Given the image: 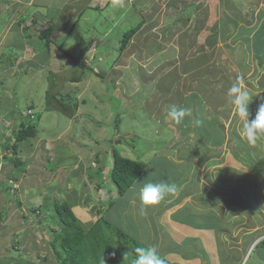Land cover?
I'll return each mask as SVG.
<instances>
[{
    "label": "rangeland",
    "instance_id": "1",
    "mask_svg": "<svg viewBox=\"0 0 264 264\" xmlns=\"http://www.w3.org/2000/svg\"><path fill=\"white\" fill-rule=\"evenodd\" d=\"M61 2L58 1L59 4ZM133 4L130 7L135 10L139 6L138 10L144 7L153 13L145 20L147 24L133 37L141 38L140 34H144L142 36H147L151 41L150 44V41L146 42L140 51L138 43L141 40L136 44L132 43L134 39L127 48L120 50L124 31L141 21L133 12L125 17L126 21L116 25L118 13L113 10L95 12L87 9L72 30L71 44L77 42L78 45H75L74 50L67 47L65 51L75 58L82 46L88 45V36L94 31L96 35H105L109 27L116 25L107 37V42L97 52L103 55V61L97 69L92 64H87V68L76 64L62 50L53 51L55 55L48 58L46 51L41 52L40 45L34 47L40 42L39 37L24 41L19 34L24 32L21 27L14 24V29H9L13 23L11 20H14L12 18L26 14V10L30 13L32 6H28L25 11L21 9L18 14L15 10L10 12L11 18L6 10L0 13V210H4L5 216L0 226V264H18L24 259L42 264H58L51 247L56 231H62L61 225L53 217L55 201L70 202L75 212L80 213L79 219L84 224L88 221L84 220L89 216L87 212L95 215V212L102 211L104 214L107 204L112 203L104 217L110 221V226L119 228L120 224L124 225L130 236L145 246L149 240H153L151 237L158 236L151 245H155L162 257L173 264H210V247L213 244L209 237L206 238L208 250L204 248L203 261L199 260L192 251L193 245L197 243L199 246L200 243L198 232L188 235L187 229H182L183 234L176 236L173 227L160 225L159 216L167 209L166 206H170V202L180 200L177 207L185 203L180 209L171 207L169 210L171 213L174 211L172 219L175 222L193 227L209 226L215 223L209 215L210 206L215 208L214 205L219 204L228 208L220 191L227 192V188H231L244 196H240V200L236 198L238 211L228 209L223 211L225 216H231L233 211L239 222L256 221L264 216V142L249 144L236 130V126L241 125L240 121L231 123L235 140L232 151L242 160V165H237L230 157V147L220 149L224 140L219 124L221 118L214 113V109L201 117H186L180 124L166 116V110L174 105L177 96L168 92L172 86L168 85L172 81L170 75L176 69L170 57L178 56L186 61L189 54L184 56L185 52L179 50L183 46L186 53L190 49L193 55L200 53V60L209 59L217 65L227 63L230 78L226 80L234 81L239 71H242L239 75L249 74L246 87L251 94L256 91L261 93L255 98L261 101L260 106L264 105V53L255 46L264 40V14L261 13V17L259 14L260 9L264 10V0H138L137 4ZM53 8L56 10V7ZM84 8L80 6L79 11ZM49 12L51 17L57 14L52 10ZM226 15L230 26H224V21L228 19ZM26 20L27 24L33 23L30 18ZM26 23L21 26H26ZM39 26L43 28L42 23ZM213 30L217 31L215 35ZM209 42L210 47L207 46L205 52H201V48ZM151 44L153 48L149 47ZM30 49L33 52L41 51L35 57V53L30 54ZM8 51L12 61L3 60ZM161 61L163 63L157 67L151 65L152 62ZM100 69L106 70L100 76L102 78L94 72ZM153 69L158 71L148 75ZM178 77L182 79L173 88L189 83L187 77ZM219 83L225 89L233 85L232 81L223 84L220 80ZM200 95L206 102L208 91L204 89ZM225 100L222 111L227 112L230 102L228 97ZM258 109L252 110L250 120L255 118ZM200 111L203 113V108ZM118 112L123 116L118 133L124 135L121 142L116 141L115 119ZM32 114L39 115L38 120L32 119ZM136 116L139 118L137 122ZM23 118L34 121L38 134L20 143L18 156L27 165L19 178L14 180L9 177L10 172H14L9 156L14 153L11 148L4 150L3 144H12L14 130ZM194 119L201 120L202 124L197 126ZM229 141L227 139L226 143L232 144V140ZM181 146L184 147L183 156L187 158H180ZM113 147L124 155L148 163L142 177L124 195L113 190L116 187L109 176L114 159ZM217 156L229 162L233 170L214 171L215 166L208 160H214ZM97 159L107 163L103 174L108 185L104 184L100 189L97 187L99 179L93 181L89 177V172L94 174L101 165L95 162ZM226 162L223 163L227 166ZM201 168L207 177L203 187L198 182ZM161 182L175 184L178 195L166 196L159 205L149 207L147 215H139L141 189L147 183ZM10 185L13 186L9 194ZM110 192L118 196L114 201H108ZM216 194L220 196L215 202ZM87 197H91L89 203H86ZM99 197L101 200L98 201ZM242 197L247 199L244 206ZM196 199H201L200 207L207 211L204 215L198 213V207L194 204ZM222 219L223 222L228 221L226 217ZM237 220L234 224H237ZM168 230L179 238L180 244L171 240ZM193 232H196L194 228ZM234 233L237 235L239 231ZM229 238L228 234L222 236L220 252L224 251ZM169 246L179 247L185 252H181L180 256V253L175 254L176 248ZM228 247L226 252H231L229 257H225L224 264H240L242 253L236 248L233 250L232 246ZM247 263L251 264L250 259Z\"/></svg>",
    "mask_w": 264,
    "mask_h": 264
},
{
    "label": "crops",
    "instance_id": "2",
    "mask_svg": "<svg viewBox=\"0 0 264 264\" xmlns=\"http://www.w3.org/2000/svg\"><path fill=\"white\" fill-rule=\"evenodd\" d=\"M58 1L59 0H0V13L6 10L7 11L6 14L11 18L10 12L13 13L12 11L15 10V12H17V14H18V13H20L21 9H23L25 11L28 6H32L33 9L30 11V13H27V10L25 11V13L29 14L32 19L36 18L42 24H44L46 22V20H48L51 17V12H49V11L52 10V12L57 13L55 16L57 18L55 21L56 23H55V27H54L55 30H54V36L53 37L55 39L61 38L63 40L64 49L68 47L69 49H73V50L75 49V45L77 44V42H76V44H73V45L71 44L72 40L70 39V36H71V33H73L72 30L77 26V24H79V20L85 15L87 9H92L95 12H97L99 10H101L102 12L108 11V10H111V11L113 10L115 13H118V16L116 18V25L118 23L120 24L121 22H124L123 20H125V17H127L128 14H130L131 12L135 13V15L138 16V20H143V19L147 20V17L153 14L152 12L150 13L149 8L146 10V8L142 7L141 9L138 10V8H139V6H138L137 10H135L132 7H130V5L134 6L133 3L137 4L138 0H123V6L122 7H113L112 0H62L61 4H59ZM223 2H225V1H223ZM53 6L56 7V10L53 8ZM80 6H81V8L82 7H85V8L79 11ZM48 9H50V10L46 11ZM41 10H44L45 12H41ZM261 13H264L263 9H260V13H259L260 17L262 16ZM226 16H228V15H226ZM19 17L18 18L17 17L12 18L14 20H11V21H13V23H11V24L9 22V24L11 25L9 29H12L14 27V24H16V26H17ZM87 20H89V17H87ZM145 24H147V21L143 24L141 29L144 27ZM116 25L114 24L112 27H109L108 30L106 31L105 35H102V34L96 35V31H94L90 36H88V40H90V41L87 42L86 44H90L91 47H90L89 51L87 52L86 62H87V64H90V65L92 64V66L93 65L96 66L95 69L99 68L100 63L103 61V55H101V54L98 55L97 52L100 51V49H99L100 46L102 44H104L105 42H107V40H108L107 37L112 34L113 30H115V28H116ZM39 27L41 28V26H39ZM113 27H115V28L112 30ZM141 29L137 33H139L141 31ZM231 30H232V28H231ZM4 31H5V29H4ZM19 34H20L22 40H24V41L27 40L24 32L22 33V31H21ZM142 35H144V34H140L141 38H133L134 37L133 36L132 37V39H134L133 41L131 39L132 43H136V44L138 41L141 40L138 43V45H140V48L138 49V51L143 49L142 46L145 45L146 42L150 41L146 38L147 36H142ZM35 38H38V35L36 33L34 34V39ZM256 41H258V39ZM14 43H16V42H14ZM31 43H33V42H31ZM39 43H36L34 45V47L38 48ZM150 43H151V41L149 42V44ZM18 44L24 45V43H18ZM131 46H132V44H131ZM207 46L210 47V42L207 45H204V47H202L200 51L205 52ZM255 46L257 47L256 49L258 51H263V53H264V40H263V42L257 43V45H255ZM149 47L153 48V44H151ZM184 47L185 46L181 47L179 50L180 51L183 50L182 53L185 52L184 56L186 54H189V58H185L186 61L180 59L178 56L170 57L172 60L170 62L174 63L175 64L174 68H176V69H174V73L172 75H170L172 81H171V83L168 84L169 86L172 85L168 92L169 93L173 92L174 96L177 95L175 97L176 101H175L174 105H176L177 107L180 106L183 108H190L192 110V116L194 114H196L195 110H197L199 112L200 116H202L203 114L206 115L208 111H212V109H214V113L221 118V122L219 121V124L222 127V134H223L224 140L221 142L222 146L220 149H222V150L225 149V146L230 147L229 152H230L231 156H230V154H228V156L232 157L233 161L236 162L237 165H242L241 164L242 160L236 156L235 152L232 151V146H234L235 140H234V136H233L234 130L232 128L231 123H234L235 120H237V121H239V120L237 119V117L233 111V106L231 105V103H229V107H228L227 112L222 111V109H223L222 107H224L226 105L225 98L227 97V95H226L227 93L225 94V92H228L229 88L225 89V88L220 87L219 82H220V80H222L223 84H225L224 82L228 81L231 83V81H232V83L234 84L237 82V78H242L244 84L246 86H248L247 76L249 74L239 75L238 77H235L234 81H233V79H230L231 81L226 80L227 78H230V77L229 76H227V77L220 76L219 68H222V67H221V65H219V63L217 65L216 63H214V61H210L209 59L200 60L201 57H200V53L198 52V50H196L195 52L199 53V54L193 55V53L190 51L191 49L189 50L188 53H186V48H184ZM53 49L57 52L60 51V49L57 48L56 46H53ZM179 50H177V52H179ZM31 51L32 52H30V54L34 55V53H35L34 56L36 57L41 50L39 52L38 51L33 52V50H31ZM79 52H80V50H79ZM48 58H49V56H48ZM208 62H210V63H208ZM162 63H163L162 61L157 62V63L152 62L151 65L153 64V66L157 67V66L161 65ZM222 65L224 67H228L227 63L222 64ZM95 71L97 72V70H95ZM99 71H102V70L100 69ZM157 71L158 70L153 69V70L149 71V73H147V74L150 75L152 73H156ZM103 73H105V72H103ZM177 75L187 77V79H189V83H186L185 85L182 84L181 86H179L177 88H175V87L173 88V86L176 85L178 82L180 83L179 80L182 79V78L179 79V77ZM155 77H156V75H155ZM166 77H168V76H166ZM217 80L219 82H217ZM224 80H226V81H224ZM200 83H202L203 87L200 85ZM206 86L208 87L207 89L205 88ZM204 89L206 91H208V93H209V96H207L208 98H207L206 102H205V100H203V96L200 95V92L203 91ZM177 92H178V94H177ZM256 92H258V91H256ZM256 92L252 93L253 97L251 98V101L249 104L250 115L253 113L252 110H257L258 107L260 106V103H261L260 100L255 98L256 95H260L261 93H256ZM202 108H203V113L201 111H199ZM135 120L137 122L139 120V118L136 116ZM158 120L160 122V119H158ZM134 124L135 123H133V125ZM164 124L166 125V123H164ZM240 127H241V125H237L236 130L240 131ZM230 128H232V129H230ZM131 132H135V131H131ZM222 134L221 135L219 134V136L221 137ZM226 134H227V139L230 141L232 140L231 141L232 144L226 143L227 142ZM120 135L121 134H119V136ZM123 137H124V135H123ZM262 147L264 148L263 143H262ZM208 158H210V157H208ZM218 158L219 157L217 156L216 159H214V160H208V161H211V164L213 165V167L215 166L214 171L219 170V169H223V170L224 169H228V170L232 169L231 168L232 165L229 166L230 165L229 162L224 161V159L220 160ZM228 160H230V159H228ZM223 162H226L227 166ZM206 180H207L206 173H205L204 169L201 168L199 171V181H198L199 186L203 187V183H207ZM113 186H111V187H113ZM207 187H210V186H207ZM227 189H228L227 192L226 191H220V192L222 193L223 200L226 203V205L228 206V208L225 205H219V204L214 205V203L218 200V197L220 196L218 194H216V197L214 198L215 202L213 203V205L215 206V208H213L212 206H210V208H209L210 212L217 216L216 217L217 219H219L218 217H220V222L213 219L215 222L214 224L211 223L212 225L199 226V227H197V226L193 227L192 225H189V224L175 222L172 219V217H173L172 213L174 211H172V213H171V211H169V210L171 209V207H177V204H178L177 203V204H174L172 206H167V209L164 212H162V215L159 218V224L160 225H167V226L170 225V228L173 227L172 231L174 232V234H176V236L183 234L185 229H187L188 235H192V234L196 235L198 232V241L200 243H199V246L197 243H195V245H193L194 248L192 249V251L194 250L195 253L193 252V255H194V257H198L199 260L202 259V261H203L202 256H203L204 248H206L205 244H207V246H208V241L206 243L205 240H206V238L208 239V237H209L210 243L213 244V247H210L211 248V254L210 255L212 257V259L210 260V264H224L225 263V257H229L230 252H231V251L226 252L227 251L226 248L228 246H229L228 248H230L232 246L233 250H235L234 248H236L238 250V252L242 253V255H243V253L245 254V256L243 255V258H242V255L239 258V261L242 259L240 264H248L247 263L248 259H250L251 264H264V216L263 217L260 216L259 220H256V221L255 220H253V221L252 220H250V221L241 220L240 222H239V220H237V215L235 213H233V211H232L231 216H229V217L225 216L223 211H226L228 209L233 208V210L238 211L236 209V205H238L236 198H238V200H240V196H244L243 193H241L240 191H239L240 193H238V190H236V189L235 190L234 189L230 190L231 188H227ZM113 190H116V188H113ZM110 191H112V189H110ZM111 193H113V192H110V196L108 197V201L113 200V199L118 197V196H113V194L111 195ZM187 195H191V194H187ZM242 198H243L242 206H244L247 202V199L244 197H242ZM96 200H97V198H96ZM99 200H101L100 197L98 198V201ZM194 204L196 205V207H198V213L201 215V213L204 210V208L200 207V205H202L201 199H197L196 202H194ZM184 206H185V203L184 204L182 203L175 210L180 209ZM102 207H100V208H102ZM221 207H223V209H221ZM72 208H73V206H72ZM73 211H74L75 215L77 216V218L79 219L80 213H76L74 209H73ZM86 211H88V210H86ZM90 212H92V211H90ZM106 212H107V210L105 209V214H106ZM87 214H89V216L84 219V220L88 219V221H85V224L81 221V219H79V220L82 222L83 226L88 230V228H90L92 226L93 222H95L100 216H102L103 213L101 211L100 213L95 212V215H93L92 213H88V212H87ZM222 217H226V219H228V221L226 220V222H223L224 218L222 219ZM161 220H163V222ZM235 220H237V224H234ZM165 222H167V224ZM118 223H120V222H118ZM182 225L184 227H182ZM119 226L124 229V227H123L124 225L120 224ZM231 227L233 230L231 229ZM161 228H160V234H161ZM193 228H194V231H196L195 233L194 232L192 233ZM182 229H184V230H182ZM236 231H239V233L237 235H236V233H234ZM168 232H170V230H168ZM171 232H170V234L172 236L171 240H174V242L176 244H180L181 242L179 241V238L174 236L173 233H171ZM232 232L234 233V235L232 234ZM206 233H210V235L206 234ZM224 234H228L230 237L227 241V246L224 248V251L227 254L224 251L220 252V250H219V245H220V243H222V236ZM157 237L158 236L151 237V238H153V240H149L148 244L151 245ZM169 247L170 248H176L175 254L180 253V256H182V253L184 250L179 249V247H182V245H180L179 247H176V246H173V247L169 246ZM195 247H196V249H195ZM177 249H179V250H177ZM206 250H208V247L205 249V251Z\"/></svg>",
    "mask_w": 264,
    "mask_h": 264
},
{
    "label": "trees",
    "instance_id": "3",
    "mask_svg": "<svg viewBox=\"0 0 264 264\" xmlns=\"http://www.w3.org/2000/svg\"><path fill=\"white\" fill-rule=\"evenodd\" d=\"M231 5L233 6L232 3ZM25 18L26 19L30 18L31 20H33V23L27 24L26 22L29 19L26 20ZM56 18L57 17L55 16L50 17L48 20H46V22L43 24V28L41 29L39 27L41 22L38 19L36 18L32 19L29 14H22L18 19L17 26L22 28L26 38L34 37V34L36 33L39 37V41H40L39 45H41L42 48L41 52L46 51L47 56H49V58L51 57V55H55L54 53L55 50L53 49V46H56L57 48L65 52L71 59H73L74 62H76V64H79L84 68H87L88 65L86 62V55L91 45L88 44L86 46H82L80 52L78 53V56L75 58L71 53L66 52L63 46V40L55 39L53 37ZM24 22L27 25L22 27L21 24ZM144 22L145 19L141 20L139 23L135 24L131 28H128L126 31H124V36L123 39L121 40L120 50H124L125 48H127L132 37L141 29ZM230 23L231 22L229 21V17H228V19L224 21V26H230ZM216 32L217 31L213 30L212 33L215 35ZM8 56L11 57L10 51H8V54L6 53V56L4 57L3 60L9 59L10 61H12ZM221 67L222 68H219L220 76L227 77L229 73L227 69L228 67H224L222 64ZM94 72L98 74L100 77L102 76V74H104L103 72H106V70L99 72L94 71ZM241 72L242 71L238 72L237 77ZM74 79L77 80L79 78L74 77ZM197 112L198 111L195 110L196 114H194L192 117H195V115L197 117H201L199 112L198 113ZM121 115L122 113L118 112L115 119L116 120L115 128L117 134L116 136H118L116 138V141L118 142H121L123 138V135L119 136L118 134L120 124L123 118V116ZM38 118L39 115L34 114L32 119L38 120ZM37 134H38V129L34 121L23 118L22 121L19 123V126L14 130L13 133L14 140H12V144L11 145L9 143L3 144L4 150L11 148L14 153L9 156V160L14 166V172H10L9 174V177L11 179L17 180L19 178V174L24 170L25 165H27L26 161L23 160L20 156H18L20 143H22L23 141L29 138L36 136ZM113 148L114 149L112 155L114 159H113V164L109 169V176L111 178V181L113 182V185L116 187L117 192L120 195H124L134 185L136 180H139L142 177L143 173L147 169L148 163L144 160H140V158L134 159L130 156L124 155L122 152L119 151L118 148L115 147ZM183 149H184L183 146L179 147V151H181V157L180 155L179 157L187 158L183 156L184 154ZM196 154L198 155V153ZM95 162L101 163L99 159H97ZM106 165L107 163L103 162L99 167L97 166L98 169L95 170L94 174H91V172H89L90 180L94 181L99 179V183L97 184V187L99 189L100 187H103L102 185L104 184L105 186L108 185L107 183H105L106 181H104L106 175L103 174ZM12 186L13 185H10L8 187V192L11 190ZM107 188L109 190L111 189L109 186H107ZM90 201H91V197H87L86 203H89ZM179 201L180 200H174L170 202V206L179 203ZM18 202L20 203V201ZM111 205L112 203L107 204L106 210H108ZM54 209H55V213L53 217L56 218V222H59V224L62 227L61 229L62 231L60 233L56 231L54 240L51 242V247L53 248V252L55 253V257L58 261V264H103L104 260H105V264H130V261L133 257L132 255L124 256L125 253L127 252L134 253L135 248L145 246L135 238L133 239V237H131L129 232H127L125 229L120 227L119 228L111 227L110 221L104 218L106 216L105 213L102 216H100L95 222H93L92 226L87 230L83 226L82 222L75 215L72 208V204H70V202H68L67 200L55 201ZM206 212L207 211L205 212L203 211L201 215H204ZM161 215L162 213L160 214V216ZM209 215L214 220L220 222V217H218L219 219H217L216 218L217 216L214 215L213 213H209ZM4 218H5L4 210L2 209L0 210V226ZM114 235H116L117 238L114 237ZM159 254L162 256L161 253ZM18 262H19L18 264H42L39 261H33L30 259H26V260L24 259ZM166 262L169 264H173L171 261H166Z\"/></svg>",
    "mask_w": 264,
    "mask_h": 264
},
{
    "label": "clouds",
    "instance_id": "4",
    "mask_svg": "<svg viewBox=\"0 0 264 264\" xmlns=\"http://www.w3.org/2000/svg\"><path fill=\"white\" fill-rule=\"evenodd\" d=\"M112 4L113 7H122L123 0H112ZM227 97L233 106L237 119L241 123L240 135L251 145L264 142V105L259 107L255 118L250 120L249 104L253 95L244 84L242 78H237V82L228 89ZM166 116L172 122L180 124L186 117L192 116V110L172 105L166 110ZM195 124L199 126L202 124V121L195 120ZM176 195H178V187L175 184L163 182L145 184L139 194V215H147L148 208L159 205L164 201L166 196ZM129 255L133 257L130 264H167L155 245L137 247L134 253L127 252L124 256ZM103 264H105V260Z\"/></svg>",
    "mask_w": 264,
    "mask_h": 264
},
{
    "label": "built area",
    "instance_id": "5",
    "mask_svg": "<svg viewBox=\"0 0 264 264\" xmlns=\"http://www.w3.org/2000/svg\"><path fill=\"white\" fill-rule=\"evenodd\" d=\"M30 112H32L31 110H29ZM32 116H33V114H32Z\"/></svg>",
    "mask_w": 264,
    "mask_h": 264
}]
</instances>
